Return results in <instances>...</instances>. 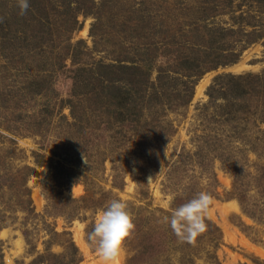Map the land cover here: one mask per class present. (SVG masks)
<instances>
[{
  "label": "rangeland",
  "instance_id": "rangeland-1",
  "mask_svg": "<svg viewBox=\"0 0 264 264\" xmlns=\"http://www.w3.org/2000/svg\"><path fill=\"white\" fill-rule=\"evenodd\" d=\"M29 3L0 0V264H102L112 199L136 225L119 264H264V78L207 94L264 76V0ZM201 191L187 244L161 219Z\"/></svg>",
  "mask_w": 264,
  "mask_h": 264
},
{
  "label": "clouds",
  "instance_id": "clouds-1",
  "mask_svg": "<svg viewBox=\"0 0 264 264\" xmlns=\"http://www.w3.org/2000/svg\"><path fill=\"white\" fill-rule=\"evenodd\" d=\"M16 7L19 15H26L30 8L29 0H16ZM2 20L0 17V22ZM85 163H88L86 159ZM212 205V196L201 191L186 203L171 208L170 214L163 216L161 222L168 225L181 242L195 245L197 238L207 231L206 219L210 217ZM135 229L127 203L122 199H112L98 213L91 231L87 233V240L95 246L102 264H119L126 251V242L132 238Z\"/></svg>",
  "mask_w": 264,
  "mask_h": 264
},
{
  "label": "trees",
  "instance_id": "trees-1",
  "mask_svg": "<svg viewBox=\"0 0 264 264\" xmlns=\"http://www.w3.org/2000/svg\"><path fill=\"white\" fill-rule=\"evenodd\" d=\"M263 1V0H261ZM264 78V76H259V75H253V74H248V75H233V74H224L218 76L214 83L209 87L207 94L210 98V101L213 102L218 96V93L220 94H225L226 96L234 95V97L242 96V95H247L249 94V90L246 88V84L244 85L245 82L250 83L251 80H261ZM254 82V81H252ZM230 93V94H229ZM237 93V94H236ZM232 97V96H231ZM233 98V97H232ZM235 99V98H234ZM232 99V100H234ZM230 104V103H228ZM230 106V105H228ZM205 107H207L205 105ZM230 106L228 110H231ZM227 116L219 117L218 121L221 123H226V122H237L240 120L238 117L226 114ZM247 119H243V121H246ZM218 231V228H216ZM188 244V243H187Z\"/></svg>",
  "mask_w": 264,
  "mask_h": 264
}]
</instances>
